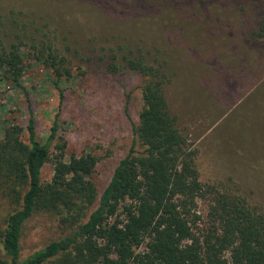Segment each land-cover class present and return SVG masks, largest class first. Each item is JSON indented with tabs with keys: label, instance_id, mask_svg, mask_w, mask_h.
Instances as JSON below:
<instances>
[{
	"label": "rangeland",
	"instance_id": "obj_1",
	"mask_svg": "<svg viewBox=\"0 0 264 264\" xmlns=\"http://www.w3.org/2000/svg\"><path fill=\"white\" fill-rule=\"evenodd\" d=\"M12 43L24 71L18 87L0 69V139L12 123L25 128L31 111L45 142L57 114L66 159L98 158L90 177L100 194L142 107L141 76L123 56L142 52L166 75L177 127L197 150L207 190L195 208L198 228L214 191L242 195L264 211V0H0V45ZM46 44L66 57L69 77L56 79L38 59L36 48ZM110 48L117 71L108 69ZM51 176L47 162L42 181ZM13 207L0 192V229ZM61 233L53 215L36 211L23 229L22 256Z\"/></svg>",
	"mask_w": 264,
	"mask_h": 264
},
{
	"label": "trees",
	"instance_id": "obj_2",
	"mask_svg": "<svg viewBox=\"0 0 264 264\" xmlns=\"http://www.w3.org/2000/svg\"><path fill=\"white\" fill-rule=\"evenodd\" d=\"M36 49L56 79L70 76L66 57L51 45ZM109 58L108 69L117 71L114 48ZM123 60L141 76L142 107L130 147L100 194L90 177L98 158L71 153L66 159L57 114L45 142L37 138L31 111L25 128L12 123L5 129L0 192L14 207L0 229V264H264V211L244 196L214 191L198 228L195 208L207 190L195 164L197 150L169 107L167 77L142 52ZM0 69L21 87L19 45H0ZM47 162L52 176L42 181ZM36 211L53 215L62 233L23 257V229Z\"/></svg>",
	"mask_w": 264,
	"mask_h": 264
}]
</instances>
